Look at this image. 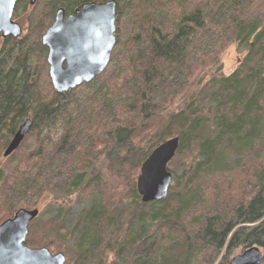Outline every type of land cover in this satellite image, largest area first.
Returning a JSON list of instances; mask_svg holds the SVG:
<instances>
[{
  "label": "trees",
  "instance_id": "1",
  "mask_svg": "<svg viewBox=\"0 0 264 264\" xmlns=\"http://www.w3.org/2000/svg\"><path fill=\"white\" fill-rule=\"evenodd\" d=\"M30 1L13 14L22 37L0 38V225L38 210L25 246L66 264L264 255V0H115L108 68L62 95L42 36L59 9L112 0ZM229 49L238 58L227 73ZM174 138L168 195L144 204L141 166Z\"/></svg>",
  "mask_w": 264,
  "mask_h": 264
},
{
  "label": "water",
  "instance_id": "2",
  "mask_svg": "<svg viewBox=\"0 0 264 264\" xmlns=\"http://www.w3.org/2000/svg\"><path fill=\"white\" fill-rule=\"evenodd\" d=\"M18 0H0V38L19 39L23 35L20 24L13 21ZM38 0H31L33 6ZM115 0L88 3L75 14L65 16L63 9L55 14L53 24L41 38L48 50L49 77L54 91L65 94L89 84L108 68L116 39ZM31 127L27 120L14 135L4 159L19 149ZM179 149V139H171L157 149L143 163L137 179V191L144 204L163 201L172 185L168 165ZM39 216L38 210H20L0 225V264H66L63 254L53 255L48 249L25 246L30 224ZM264 255L258 247H251L234 257L230 264H262Z\"/></svg>",
  "mask_w": 264,
  "mask_h": 264
},
{
  "label": "rangeland",
  "instance_id": "3",
  "mask_svg": "<svg viewBox=\"0 0 264 264\" xmlns=\"http://www.w3.org/2000/svg\"><path fill=\"white\" fill-rule=\"evenodd\" d=\"M237 55L235 54L234 49H229L226 51V53L222 57V62L224 65V69L227 73L232 72L236 68V62H237ZM31 142H28L27 144H30ZM172 169V168H171ZM245 252V251H244ZM244 252H240L238 254V251L235 252V254L232 257H236L238 255L243 254Z\"/></svg>",
  "mask_w": 264,
  "mask_h": 264
},
{
  "label": "flooded vegetation",
  "instance_id": "4",
  "mask_svg": "<svg viewBox=\"0 0 264 264\" xmlns=\"http://www.w3.org/2000/svg\"><path fill=\"white\" fill-rule=\"evenodd\" d=\"M84 5H85V4H84ZM81 7H82V6H81ZM81 7H80V8H81ZM80 8H79V9H80ZM79 9H78V10H79ZM76 11H77V10H76ZM76 11L74 12V14L76 13ZM72 15H73V14H72ZM65 16H66V15H65ZM69 16H70V15H69ZM66 17H67V16H66Z\"/></svg>",
  "mask_w": 264,
  "mask_h": 264
}]
</instances>
